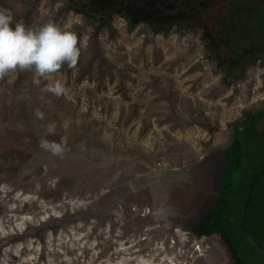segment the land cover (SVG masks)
Here are the masks:
<instances>
[{"label":"rangeland","instance_id":"rangeland-1","mask_svg":"<svg viewBox=\"0 0 264 264\" xmlns=\"http://www.w3.org/2000/svg\"><path fill=\"white\" fill-rule=\"evenodd\" d=\"M21 1L0 0V11ZM142 1L163 12L159 19L182 9L173 0ZM65 2L37 0L12 26L52 22L76 33L78 65L91 52L93 25L65 11ZM144 3L135 2L134 12L148 13ZM234 13L220 19L233 24ZM110 22L113 37L96 33L111 66L100 79L93 71L77 80V66L39 83L34 69L0 79V237L27 233L0 242V264H244L220 216L245 163L264 168V136L252 150L231 126L245 109L261 110L264 120V64L255 61L221 86L222 71L196 32L171 30L146 42L141 23L128 29L115 13ZM56 82L63 94L43 91ZM188 107L217 129L193 121L200 116ZM41 140L61 145L57 159ZM258 191L264 197V186ZM160 223L173 233L145 244Z\"/></svg>","mask_w":264,"mask_h":264},{"label":"trees","instance_id":"trees-1","mask_svg":"<svg viewBox=\"0 0 264 264\" xmlns=\"http://www.w3.org/2000/svg\"><path fill=\"white\" fill-rule=\"evenodd\" d=\"M36 1L22 0L18 7L10 9L9 12L14 19L24 20L30 14ZM65 1L63 5L65 11L70 10L77 13L88 25H93L90 32L91 52L85 61L77 65L75 74L77 80L90 75L93 71L100 79L102 69L111 67L99 48L96 33L103 28L108 30L112 37L114 36V29L110 22L112 13L119 15L128 29L141 23L143 28L149 31V35L145 37L146 42L152 41L156 34L167 35L171 30L177 31L180 35L186 32H196L201 40L204 55L214 61L222 71L219 82L221 86L227 87L235 80L242 78L246 66L255 61L264 64V0H173L171 2L169 0L170 6L177 3L182 6V9L176 7L174 12L160 17L163 19H159L155 15L156 12L163 14L161 10L150 11L152 3L146 5L147 3L145 4L142 0ZM139 1L144 3V9H147L148 13L134 12L135 2ZM146 2L148 1L146 0ZM161 4L166 5L165 0H162ZM233 9L238 15L234 13L233 24L227 25L220 18L227 17V13L232 12ZM217 21L224 22V25H220ZM62 68L68 69L67 65H63ZM20 76L21 74H18L15 80ZM187 109L190 114L198 113L200 116L193 121L206 125L209 131L217 129L208 123V119L201 111L192 107ZM262 113L259 109H245L242 118L231 124V126L240 128L241 145L244 144V147L250 146L249 148L253 150V148L259 147V142L263 143L264 120ZM258 140L259 142H257ZM243 151L246 154V150ZM54 159H57L55 155ZM241 170L242 178L233 187L232 193L228 194L220 220L229 241L232 239L237 244L236 249L242 255L244 264H264V253L259 250L264 249V197L261 194L263 191L260 194L258 191L264 186L261 176L264 175V168L253 171L248 168V163H245V167ZM230 201L235 205H230ZM66 217H55L54 222L58 224L63 218L60 221L61 224L66 220ZM164 224L160 223L155 229L156 231L146 236L143 242L149 243L158 233L167 235L173 233L172 228L164 226ZM26 234L22 230H12L2 235L0 242H3L4 239L10 242L21 241ZM253 256L255 258L258 256L259 259L256 258L255 262L251 261Z\"/></svg>","mask_w":264,"mask_h":264},{"label":"clouds","instance_id":"clouds-1","mask_svg":"<svg viewBox=\"0 0 264 264\" xmlns=\"http://www.w3.org/2000/svg\"><path fill=\"white\" fill-rule=\"evenodd\" d=\"M12 14L7 10L0 11V79L9 72L34 69L36 83L40 78L49 79L63 65L73 69L80 56L78 37L72 31L61 30L55 23L48 22L38 29L26 28L23 22L12 26ZM43 91L56 96L64 93L60 82L49 85ZM42 118V113H37ZM40 146L60 154V144L41 140Z\"/></svg>","mask_w":264,"mask_h":264},{"label":"bare ground","instance_id":"bare-ground-1","mask_svg":"<svg viewBox=\"0 0 264 264\" xmlns=\"http://www.w3.org/2000/svg\"><path fill=\"white\" fill-rule=\"evenodd\" d=\"M86 147H88V146H85V148H86ZM89 147H90V146H89ZM89 147H88V148H89ZM88 148H87V149H88ZM90 148H92V147H90ZM82 150H83V149H82ZM93 151H94V150H93ZM99 151H100V149H99ZM101 151H103V150H101ZM78 152H79V151H78ZM100 154H101V153H100ZM97 155H98V154H97ZM104 155H105V154H104ZM91 161H92V160H91ZM32 181H33V180H32ZM23 182H25V180H24ZM29 182H30V181H29ZM27 183H28V181H27ZM29 228H31L30 224H29ZM10 234H11V233H10Z\"/></svg>","mask_w":264,"mask_h":264},{"label":"flooded vegetation","instance_id":"flooded-vegetation-1","mask_svg":"<svg viewBox=\"0 0 264 264\" xmlns=\"http://www.w3.org/2000/svg\"><path fill=\"white\" fill-rule=\"evenodd\" d=\"M234 203V202H233ZM231 201H230V205H232L233 204ZM233 205H235V204H233ZM237 205V204H236Z\"/></svg>","mask_w":264,"mask_h":264},{"label":"water","instance_id":"water-1","mask_svg":"<svg viewBox=\"0 0 264 264\" xmlns=\"http://www.w3.org/2000/svg\"><path fill=\"white\" fill-rule=\"evenodd\" d=\"M247 237H248V235H247ZM248 239L250 240V242H251V239L248 237Z\"/></svg>","mask_w":264,"mask_h":264}]
</instances>
